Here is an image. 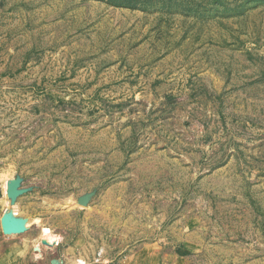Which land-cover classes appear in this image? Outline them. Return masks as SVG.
<instances>
[{"label": "rangeland", "instance_id": "1", "mask_svg": "<svg viewBox=\"0 0 264 264\" xmlns=\"http://www.w3.org/2000/svg\"><path fill=\"white\" fill-rule=\"evenodd\" d=\"M0 264H264V0H0Z\"/></svg>", "mask_w": 264, "mask_h": 264}, {"label": "water", "instance_id": "2", "mask_svg": "<svg viewBox=\"0 0 264 264\" xmlns=\"http://www.w3.org/2000/svg\"><path fill=\"white\" fill-rule=\"evenodd\" d=\"M3 220H6V219H5V218H2L3 232H4L5 234L19 233V232L23 231L22 228H21V229L18 228V227H16V228H12V227H11V223H10L9 220H8L9 222L6 223V225H4Z\"/></svg>", "mask_w": 264, "mask_h": 264}, {"label": "bare ground", "instance_id": "3", "mask_svg": "<svg viewBox=\"0 0 264 264\" xmlns=\"http://www.w3.org/2000/svg\"><path fill=\"white\" fill-rule=\"evenodd\" d=\"M5 222H6V221H5ZM5 224H6V223H5ZM11 225H12V224H11ZM12 226H13V225H12ZM16 227H18V228H19V227H21V226H20V225H19V226L17 225V226H14V227H12V228H16Z\"/></svg>", "mask_w": 264, "mask_h": 264}]
</instances>
